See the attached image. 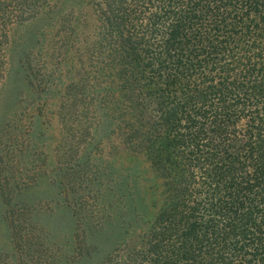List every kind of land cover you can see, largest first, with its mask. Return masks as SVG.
<instances>
[{
	"label": "trees",
	"instance_id": "obj_1",
	"mask_svg": "<svg viewBox=\"0 0 264 264\" xmlns=\"http://www.w3.org/2000/svg\"><path fill=\"white\" fill-rule=\"evenodd\" d=\"M54 3L85 25L83 100L164 181L139 244L100 264H264V0H0V92L10 27Z\"/></svg>",
	"mask_w": 264,
	"mask_h": 264
},
{
	"label": "rangeland",
	"instance_id": "obj_2",
	"mask_svg": "<svg viewBox=\"0 0 264 264\" xmlns=\"http://www.w3.org/2000/svg\"><path fill=\"white\" fill-rule=\"evenodd\" d=\"M72 5L54 3V15L9 30L0 92V264H100L138 245L165 201L164 181L145 152L113 125L101 127L98 103L83 100L99 72L86 52L84 22L72 20L74 32L62 27Z\"/></svg>",
	"mask_w": 264,
	"mask_h": 264
}]
</instances>
